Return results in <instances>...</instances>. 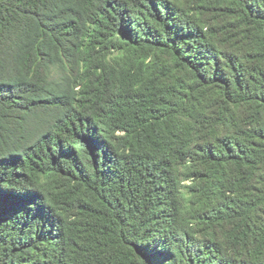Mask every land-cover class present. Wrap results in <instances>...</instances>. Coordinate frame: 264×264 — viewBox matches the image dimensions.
I'll use <instances>...</instances> for the list:
<instances>
[{"label":"trees","instance_id":"16d2710c","mask_svg":"<svg viewBox=\"0 0 264 264\" xmlns=\"http://www.w3.org/2000/svg\"><path fill=\"white\" fill-rule=\"evenodd\" d=\"M0 264H264V0H0Z\"/></svg>","mask_w":264,"mask_h":264}]
</instances>
